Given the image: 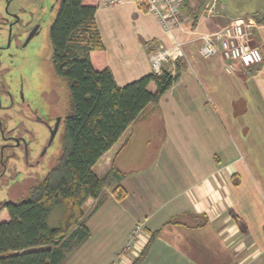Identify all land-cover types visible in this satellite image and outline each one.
I'll list each match as a JSON object with an SVG mask.
<instances>
[{
	"label": "crops",
	"instance_id": "crops-1",
	"mask_svg": "<svg viewBox=\"0 0 264 264\" xmlns=\"http://www.w3.org/2000/svg\"><path fill=\"white\" fill-rule=\"evenodd\" d=\"M239 1L207 0L196 20L182 8L188 22L169 31L137 0H98L96 21L119 85L154 73L150 53L161 45L172 53L164 69L180 71L94 166L99 177L123 176L85 202L91 234L63 264H133L154 233L138 264H264V60L231 68L221 53L202 50L205 35L243 18L264 55V0H250L249 9Z\"/></svg>",
	"mask_w": 264,
	"mask_h": 264
},
{
	"label": "trees",
	"instance_id": "trees-1",
	"mask_svg": "<svg viewBox=\"0 0 264 264\" xmlns=\"http://www.w3.org/2000/svg\"><path fill=\"white\" fill-rule=\"evenodd\" d=\"M206 1L182 0L183 9L196 20ZM97 8L98 0H62L52 23L53 64L70 92L62 153L26 197L0 206V264H63L68 254L89 238L83 205L90 198H100L111 174L123 176L116 170L99 177L94 166L179 77L177 66V74L163 68L161 73L119 85L108 64L96 21ZM113 192L118 199L126 196L120 187ZM60 205L65 206L62 221L52 226L49 218ZM155 237L156 233L133 264L147 256Z\"/></svg>",
	"mask_w": 264,
	"mask_h": 264
},
{
	"label": "rangeland",
	"instance_id": "rangeland-1",
	"mask_svg": "<svg viewBox=\"0 0 264 264\" xmlns=\"http://www.w3.org/2000/svg\"><path fill=\"white\" fill-rule=\"evenodd\" d=\"M61 1L0 0V119L7 121L8 123L5 124L9 127L15 126L16 120L19 119L17 114L19 102H24L28 109L41 110H47L52 103L51 105L63 118L70 111L68 84L54 67L50 37V29ZM251 1L256 2V0ZM236 4L238 9L256 6V3L251 4L250 0H242ZM14 16H19L22 22L14 26V37L9 44V28L2 20ZM32 26H35L33 32L30 31ZM27 126L36 128V125L30 126L29 123ZM149 129L152 130L151 127ZM25 137L29 144L34 141H31L29 135ZM4 142L0 132V155L10 150L9 148L4 150ZM157 144V141H154L151 148L154 150ZM61 153L62 130L47 151L43 162L38 166L24 164L21 158L22 150H18V156L9 162L10 168L5 176L6 179L0 180V201H15L26 197L31 187L40 183L57 164ZM30 160L32 161L33 158ZM115 178L111 174L107 179L110 188L113 187L110 182ZM64 211V205L56 207L49 218L50 225L58 226ZM86 211L85 217L89 214V208Z\"/></svg>",
	"mask_w": 264,
	"mask_h": 264
},
{
	"label": "built area",
	"instance_id": "built-area-1",
	"mask_svg": "<svg viewBox=\"0 0 264 264\" xmlns=\"http://www.w3.org/2000/svg\"><path fill=\"white\" fill-rule=\"evenodd\" d=\"M141 8L153 13L159 19L161 25L169 31L178 26H183L188 22L183 15L182 0H137ZM108 6L118 5L121 0H103ZM251 20L243 18L233 19L230 23L219 28L213 33L204 36L203 52L207 55L221 53L231 61L230 67L234 68V63L245 69L263 62L264 55L259 47L250 44ZM172 58L170 49L166 46H159L150 53V62L154 73H161L165 63ZM141 227L138 225L133 231L136 237Z\"/></svg>",
	"mask_w": 264,
	"mask_h": 264
},
{
	"label": "flooded vegetation",
	"instance_id": "flooded-vegetation-1",
	"mask_svg": "<svg viewBox=\"0 0 264 264\" xmlns=\"http://www.w3.org/2000/svg\"><path fill=\"white\" fill-rule=\"evenodd\" d=\"M2 21L8 25V40L9 44H11L14 37V26L22 21L19 16H14L11 19L5 18ZM24 25L25 23H23ZM34 28L35 26H32L30 31L33 32ZM51 104L47 110H41L40 108L28 109V106L24 105V102H19V107H17L19 119L16 120V125L12 127L5 124V122L8 123L7 121L0 119V132L5 141L3 144L4 150L5 148L10 149L5 154L0 155V180L6 179L5 176L10 168L9 162L18 156V150L20 149L22 150L21 158L24 164L34 167L43 162L47 151L54 143L59 132L63 130L64 118ZM27 123L30 126L36 125V128H29ZM26 135L32 138L31 141L34 140L31 144L28 143ZM32 158L33 160L31 161L30 159ZM4 202L0 201V206Z\"/></svg>",
	"mask_w": 264,
	"mask_h": 264
},
{
	"label": "water",
	"instance_id": "water-1",
	"mask_svg": "<svg viewBox=\"0 0 264 264\" xmlns=\"http://www.w3.org/2000/svg\"><path fill=\"white\" fill-rule=\"evenodd\" d=\"M0 109H1V101H0Z\"/></svg>",
	"mask_w": 264,
	"mask_h": 264
}]
</instances>
